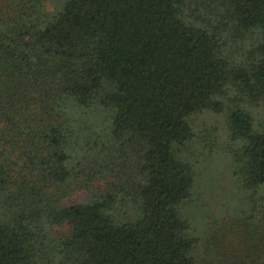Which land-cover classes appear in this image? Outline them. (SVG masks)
<instances>
[{
  "label": "trees",
  "instance_id": "obj_1",
  "mask_svg": "<svg viewBox=\"0 0 264 264\" xmlns=\"http://www.w3.org/2000/svg\"><path fill=\"white\" fill-rule=\"evenodd\" d=\"M0 264H264V0H0Z\"/></svg>",
  "mask_w": 264,
  "mask_h": 264
},
{
  "label": "rangeland",
  "instance_id": "obj_2",
  "mask_svg": "<svg viewBox=\"0 0 264 264\" xmlns=\"http://www.w3.org/2000/svg\"><path fill=\"white\" fill-rule=\"evenodd\" d=\"M221 119V118H220ZM201 120V119H200ZM221 121H222V119H221Z\"/></svg>",
  "mask_w": 264,
  "mask_h": 264
}]
</instances>
